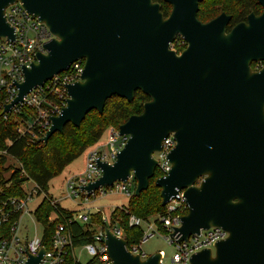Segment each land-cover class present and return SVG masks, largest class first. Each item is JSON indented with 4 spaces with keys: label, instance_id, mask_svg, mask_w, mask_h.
Instances as JSON below:
<instances>
[{
    "label": "water",
    "instance_id": "95a60500",
    "mask_svg": "<svg viewBox=\"0 0 264 264\" xmlns=\"http://www.w3.org/2000/svg\"><path fill=\"white\" fill-rule=\"evenodd\" d=\"M203 1L165 0L172 6L165 17L153 0H0V42L17 38L6 17L16 3L53 35L37 63L23 67L4 112L79 60L82 78L67 86V105L51 117L44 144L68 124L79 128L91 111L102 114L110 98L131 103L142 92L149 97L143 112L119 127L125 147L113 164L98 161L102 176L82 191L91 196L133 175L141 196L156 174L155 153L173 135L171 169L155 181L163 207L183 191L188 212L171 237L186 242L222 228L228 237L193 254L191 264H264V68L252 69L264 61V0L260 15L229 32L226 13L198 19ZM177 35L188 44L181 55L171 50ZM104 235L112 264H161V252L142 259L111 227ZM45 253L26 264H41Z\"/></svg>",
    "mask_w": 264,
    "mask_h": 264
},
{
    "label": "built area",
    "instance_id": "2783aa9c",
    "mask_svg": "<svg viewBox=\"0 0 264 264\" xmlns=\"http://www.w3.org/2000/svg\"><path fill=\"white\" fill-rule=\"evenodd\" d=\"M6 17L16 29L17 38L15 41L2 38L0 42V96H2L0 109L5 121L10 122V124L14 123L20 136H30L32 140L41 141L52 125L51 117L58 116L67 105L69 98L67 86L81 80L85 61L75 62L69 70L54 76L43 86L33 89L24 101L13 106L10 112H4L5 106L14 101L18 95L16 83L24 81L23 67H30L32 63H37V54L45 52L44 44L53 38L49 29L41 24L37 18L27 13L20 3L11 5L6 10ZM262 68H264V61L257 62L255 71ZM11 117L12 121L10 120ZM107 133L108 137L105 143L99 141L85 152L87 156L84 171L79 175L72 176L66 183L67 198L75 201L80 199L79 206L85 205L90 198L104 197L108 194H123L127 198L134 195L136 180L133 175L126 183L118 182L113 187L101 188L91 196L81 189L102 176L98 161L113 164L127 143L128 137H122L119 128L111 127ZM6 145L10 146L11 143L7 141ZM175 145L176 141L173 135H170L163 142L162 150L155 153L154 157L158 161L156 169V172H159L158 178L165 177L169 173L171 164L168 155ZM2 156H9L8 150L0 148V158ZM13 167L21 169V174L26 175L22 164H14ZM33 191L37 195L39 188L35 185ZM3 192L0 190V264H26L29 257L31 255L37 256L42 248L46 249V253L41 264H64L67 252L73 245L72 237L65 226L63 224L57 225L49 248L44 245L43 237L33 240L28 237L22 239L20 220L27 209L28 202L33 200V194H29L23 199L4 197ZM56 204L60 203L57 201L54 205ZM166 207L167 215L159 217V223L147 222L136 216L130 217L131 227H146L144 240L138 245L129 247L134 254L141 255L142 259L148 256L142 250V244L159 231V225L166 232L164 234L166 240L177 250L171 258V264H191L193 254L203 249H213L216 243L228 237V232L222 228H211L202 230L199 235L191 236L186 242H179V234L173 238L171 235L176 228L181 226V218L185 211L188 212L183 191ZM19 212L21 216L17 218L16 214ZM73 220L87 224L90 222V214L76 212L73 214ZM103 221L108 222L106 218H103ZM112 230L124 238L120 228L115 226L112 227ZM104 237V227H100L99 231L93 235L94 241L83 247L91 257L87 264H112L104 243ZM161 253V264H164L165 254L164 252Z\"/></svg>",
    "mask_w": 264,
    "mask_h": 264
},
{
    "label": "trees",
    "instance_id": "16d2710c",
    "mask_svg": "<svg viewBox=\"0 0 264 264\" xmlns=\"http://www.w3.org/2000/svg\"><path fill=\"white\" fill-rule=\"evenodd\" d=\"M166 8V7H165ZM170 8H166L169 13ZM222 13L233 16L232 26L246 21L251 13L261 14L262 8L257 0H205L201 6L198 17L201 20L210 21ZM2 96H0V102ZM149 97L142 92H137L133 102L114 96L107 100L104 112L100 114L97 110L91 111L82 122L79 128L68 124L64 132L54 134L47 144L40 140H32L30 136H20L16 131L14 123L6 122L0 109V148L8 150L9 156L0 158V190L4 191V197H25L22 189L23 184L32 181L39 188L38 195L48 194L49 183L59 176L70 164L82 156L90 147L97 144L109 128H119L131 116L140 115L143 112L144 104ZM13 120L12 117L10 119ZM11 143L10 146L6 142ZM13 159L22 164L26 175L21 174V169L13 166L5 167L8 159ZM15 169L14 174L6 180L4 175ZM155 177L150 181V187L141 196H131L128 203L119 211L120 222L116 221V212L112 221H95L91 215V224H81L73 220L74 212L63 208L60 204L50 206L46 199L41 202L34 212L36 221L43 228V243L49 248L51 238L57 225L63 224L72 237V247L69 248L64 264H82L76 260L74 250L78 247L94 241V228L117 226L124 230V238L128 241L129 247L142 242L145 228L142 226L131 227L128 220L136 216L144 221L150 222V218L158 219L167 215V207L162 206L160 188L156 187ZM8 182L12 186L4 187ZM49 195V194H48ZM49 214H53L51 218ZM187 214L185 211L184 215ZM21 213H17L19 218ZM158 218V219H157ZM95 222H98L97 224ZM159 231L166 233L159 225Z\"/></svg>",
    "mask_w": 264,
    "mask_h": 264
},
{
    "label": "rangeland",
    "instance_id": "374dc122",
    "mask_svg": "<svg viewBox=\"0 0 264 264\" xmlns=\"http://www.w3.org/2000/svg\"><path fill=\"white\" fill-rule=\"evenodd\" d=\"M171 10V9H170ZM169 10V13H170ZM172 48L176 50L179 54L187 48L186 42L178 36L172 44ZM108 137V133L100 140L102 143H105ZM90 149V148H89ZM86 153L80 156L77 160H75L72 164H70L59 176L55 177L48 186V194H40L36 195L33 191L35 188V184L32 181H28L23 184V191L25 193L26 198L29 194H33L32 201L28 202L27 209L24 211L21 220H20V236L22 239L28 237L30 240L35 238H41L43 235L42 226L36 221L34 212L37 207L43 202L44 199L47 200L50 206H54L55 202H59L61 206L69 211L74 213H89L90 218L91 215L95 218V221H102L103 218L107 219L108 223L112 221L113 214L116 212V221L120 222L119 211L124 208V206L128 203V198L123 194H108L104 197H96L90 198L85 205L79 206L78 202L80 199L75 201L74 199L67 198L68 193L66 191V183L69 178L72 176H76L81 174L86 165ZM14 164H18L14 162L12 159H8L5 167H9L10 165L14 166ZM14 174L13 170L8 171L4 177L6 180H9V177ZM12 182H8L4 187H10ZM51 218H54L53 214H49ZM158 219V218H157ZM151 223L156 222L155 218H150ZM98 222H95L96 224ZM130 224V219L128 220ZM157 223V222H156ZM88 224H91V220ZM119 224V223H118ZM106 226H104L105 228ZM145 229L146 227L143 226ZM100 228H94V233H97ZM122 234L124 235V230L121 229ZM146 234L143 236V240ZM142 240V241H143ZM142 250L149 256L155 252H164V264H171V258L176 253V248L172 246L165 238L163 232H155L154 236L149 238L146 242L142 244ZM74 255L77 260L82 264H87L91 257L84 250L83 247H78L74 250Z\"/></svg>",
    "mask_w": 264,
    "mask_h": 264
},
{
    "label": "flooded vegetation",
    "instance_id": "af4514ba",
    "mask_svg": "<svg viewBox=\"0 0 264 264\" xmlns=\"http://www.w3.org/2000/svg\"><path fill=\"white\" fill-rule=\"evenodd\" d=\"M153 1H154L155 3H159V4L161 5V11H162L163 14L165 15V17H168V16L170 15L171 10H172V6H171L169 3H166L165 0H153ZM204 1H205V0H204ZM204 1H203V2H204ZM203 2H202V3H203ZM257 2H258V4L260 5L259 0H257ZM202 3H201V4H202ZM201 4H200V6H201ZM260 6H261V5H260ZM165 7H166V8L169 7V8L171 9V10H170V13H168V14L166 13V11H165L166 8H165ZM261 8H262V6H261ZM199 11H200V10H199ZM262 12H263V8H262ZM198 14H199V13H198ZM226 14H227V13H226ZM251 14H252V13H251ZM254 14H255V13H254ZM220 15H221V14H220ZM220 15H219V16H220ZM227 15L232 17L231 22H230V24L228 25V32L231 31L236 25L247 22V19H248V17H247L246 21L241 22V23H238V24H235V25L232 26L233 16H232V15H229V14H227ZM255 15H258V14H255ZM259 15H260V14H259ZM248 16H249V15H248ZM217 17H218V16H217ZM217 17H216V18H217ZM198 19H199L201 22H203V23H208V22L214 20L215 18L212 19V20H210V21L201 20L199 17H198ZM178 36H180V37L183 39V37H182L181 35H177V36L175 37V39H176ZM183 40H184V39H183ZM174 41H175V40H174ZM174 41H173V42H174ZM184 41H185V40H184ZM173 42H172V44H173ZM172 44H171V50H174V49L172 48ZM186 44H187V43H186ZM187 47H188V44H187ZM185 50H186V49H185ZM185 50H184V51H185ZM174 51H176V50H174ZM184 51H182L180 54H179L177 51H176V52H177L178 55H181ZM256 63H257V62H256ZM256 63H253V64H252V69H253V70H256Z\"/></svg>",
    "mask_w": 264,
    "mask_h": 264
},
{
    "label": "crops",
    "instance_id": "0c3cea01",
    "mask_svg": "<svg viewBox=\"0 0 264 264\" xmlns=\"http://www.w3.org/2000/svg\"><path fill=\"white\" fill-rule=\"evenodd\" d=\"M61 205V204H60Z\"/></svg>",
    "mask_w": 264,
    "mask_h": 264
}]
</instances>
